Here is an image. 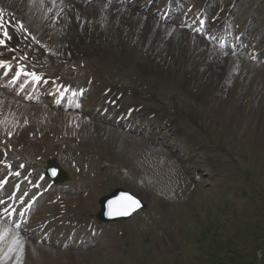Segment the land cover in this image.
<instances>
[{
	"label": "bare ground",
	"instance_id": "1",
	"mask_svg": "<svg viewBox=\"0 0 264 264\" xmlns=\"http://www.w3.org/2000/svg\"><path fill=\"white\" fill-rule=\"evenodd\" d=\"M141 1L0 0L8 24V36L0 32V264H75L71 236L84 228L88 237L95 240L99 236L98 229L84 217L88 212L82 206L95 199L103 180L96 184L90 174L80 172L78 176L74 171L67 184L57 187L43 176L44 171L32 170L34 164L24 157L32 152L33 159L51 153L54 137L65 148L64 159L74 160L71 164L78 172L93 171L97 158L134 163L135 156L143 152L160 164L155 166L157 170L148 167L152 173L164 167L193 173L196 167H204L211 174L213 154L185 117L190 104L201 101L210 108L215 124L244 135L247 144L264 153V47L252 51L259 56L256 64L220 43L226 37H231L235 46L249 43L246 35L250 27L240 32L235 25L243 7V23L251 24L255 18L258 32L254 38L264 46V0H189L188 13L177 18V23L164 15L171 1L164 0V10L154 12L147 4L156 0ZM89 55L98 56L108 70L135 71L137 86L145 88V95L141 97L134 85L122 89L108 81L98 82L87 63ZM252 65L260 72L253 71ZM17 66L40 80H18ZM76 70L82 73L81 79L69 80L67 76L76 75ZM32 82L37 86L38 100L48 95L53 104L61 98L69 100L70 92L77 97L81 94L79 109L75 113L54 111L47 104L30 101L27 97L33 95L22 93ZM171 87L183 89L192 98L175 116L154 100ZM66 88L68 94L63 92ZM133 125L142 129V135L149 130L174 138L171 150L156 147L152 139L136 137L135 131L125 133ZM12 131L14 138L8 140L6 135ZM77 137L80 144L75 143ZM76 144L71 154L69 150ZM82 154L83 160L79 159ZM84 176L87 178L82 179ZM26 190L28 196L22 203ZM48 194H52V201L47 197L43 210L29 218L34 205ZM182 202L187 203V199ZM12 214L14 220L9 224ZM19 219L21 230L16 228ZM165 239L167 245L171 237ZM104 243L113 247L109 239ZM78 253L95 262L93 253Z\"/></svg>",
	"mask_w": 264,
	"mask_h": 264
},
{
	"label": "rangeland",
	"instance_id": "2",
	"mask_svg": "<svg viewBox=\"0 0 264 264\" xmlns=\"http://www.w3.org/2000/svg\"><path fill=\"white\" fill-rule=\"evenodd\" d=\"M158 6L159 4L155 3L150 8L156 9ZM166 15L171 21H175L173 8H170ZM244 16L242 14L240 20ZM250 23L249 31H251L250 35L252 34L251 39H254L258 22L253 18ZM237 25L239 29L242 27L241 22ZM247 26L246 23L244 29ZM250 35L247 34L246 37L250 38ZM256 43L257 40H254L252 46L260 47L261 44L257 43V46ZM252 46L247 45L245 50H238V52L250 54ZM249 57L250 60H255L252 56ZM86 59L89 67L94 70L93 76L96 75L94 77L99 80L98 82L108 81L122 89L138 85L135 71L108 70L102 62H99L96 55H89ZM252 67L253 71H259L256 65ZM71 77L67 76L69 80L76 77L81 79L82 73ZM136 88L137 91L139 89L141 97L145 95V88H142L141 84ZM31 89L33 92V88ZM42 99L46 101L49 98ZM73 99L74 95L71 94L70 101L72 102ZM154 100L175 116L179 114L181 107L190 103L192 98L183 89L171 87ZM71 102L67 105L64 103L62 107L52 106L51 103L44 101H41V104H47L54 111L66 108L67 112L75 113L76 108L70 106ZM190 105H192L190 113L185 117L187 123L189 122L188 124L193 126V130L200 136V140L207 142L209 152L213 154L210 156L214 165L211 174L204 167H196L193 173L180 172L174 167H164V170L152 173L149 172V168L157 170L155 166L160 164L143 152L135 156L134 163L111 160V157L97 158L94 164H91L93 173L88 169L78 172L71 164L74 160L64 159L62 150L65 148L60 147L54 136L51 153L42 157L38 155L35 159L32 158L33 152L29 155L25 154L24 157L36 167H32V170H42V173L46 160H57L61 169L67 173V180L56 184L57 187L67 184L74 177L72 176L74 171L78 176L80 172L84 175L90 174L96 184H100L101 180L104 181L99 185L95 199L91 200L89 205L82 206V209L88 212V215L85 214L84 217L99 228L98 238L101 240L97 242V249L96 245L94 246L96 240L92 239L89 240L91 247L80 249L81 247H77L80 244L79 236H73L71 244L76 245V249H73L76 253L73 258L75 264H264V153L254 150L255 145L252 147L247 144L244 135L232 133L215 124L212 121L210 108L203 102L199 101ZM253 124L255 125V122ZM133 128L131 130H134V133L131 130L125 133H133L138 138L148 139L147 141L152 139L156 147L171 150L170 142H173L174 138L149 130L144 131L142 135L138 128ZM260 132L262 133V130ZM14 133L15 131H12L7 134V139L14 138ZM249 137L250 135L247 134L248 139ZM78 140H80L79 137L76 138L75 143L80 144ZM158 140L161 141L157 142ZM77 144L69 150L71 154L75 153ZM98 147L101 150L104 148L103 145ZM183 153L184 151H181L180 155ZM80 157L79 159L83 160L84 154ZM219 159L224 163L220 164ZM217 163L218 167H216ZM99 172L101 175L97 177ZM85 178L87 177L84 176L82 179ZM81 184L84 186L86 182ZM115 188L125 189L143 200L146 209L133 214L127 220L98 223L95 214L99 210V198L109 194ZM52 194H49V197ZM184 198L187 199V203L183 204ZM43 208L40 203L39 208L35 210H43ZM168 236L171 239L165 245L167 240L165 238ZM106 239L110 240L109 245L113 243L112 248H108V245L104 243ZM83 251L93 253L96 256L95 262L91 263L90 260L79 256L78 252L83 253Z\"/></svg>",
	"mask_w": 264,
	"mask_h": 264
},
{
	"label": "water",
	"instance_id": "3",
	"mask_svg": "<svg viewBox=\"0 0 264 264\" xmlns=\"http://www.w3.org/2000/svg\"><path fill=\"white\" fill-rule=\"evenodd\" d=\"M47 175L56 176V167L54 163H49L47 167ZM64 178V175L62 176ZM131 197L132 200L139 202V207L132 204L131 200L126 199ZM100 210L97 214L98 218L104 222L115 220H126L133 213L146 207V205L133 194L124 189L117 188L110 194L100 198ZM127 212V215L122 213Z\"/></svg>",
	"mask_w": 264,
	"mask_h": 264
},
{
	"label": "snow or ice",
	"instance_id": "4",
	"mask_svg": "<svg viewBox=\"0 0 264 264\" xmlns=\"http://www.w3.org/2000/svg\"><path fill=\"white\" fill-rule=\"evenodd\" d=\"M7 15V11L6 9L0 8V32L3 33L4 36H8V31L6 28V23L7 21L5 20V16ZM21 30H23V25L20 26ZM10 38V37H9ZM0 43H3L2 40H0ZM221 47H223V45H221ZM126 199L131 200L132 204L135 205L136 207H139V202L132 200L131 197H126ZM124 215H127V212L122 213Z\"/></svg>",
	"mask_w": 264,
	"mask_h": 264
}]
</instances>
